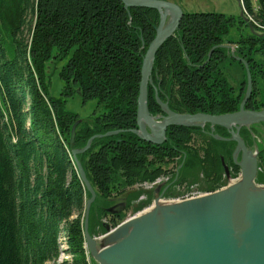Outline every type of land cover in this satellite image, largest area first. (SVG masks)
<instances>
[{"label":"trees","instance_id":"1","mask_svg":"<svg viewBox=\"0 0 264 264\" xmlns=\"http://www.w3.org/2000/svg\"><path fill=\"white\" fill-rule=\"evenodd\" d=\"M255 2L241 0L252 30L238 43L256 83L263 75L254 72L252 55L264 52V0ZM158 21L157 10L125 8L121 0H0V264H94L83 232L89 195L66 151L83 147L94 134L136 126L140 67ZM237 21L222 12H183L154 56L147 99L152 114L160 113L154 91L175 112L238 108L240 94L222 73L224 49L215 48L207 60L208 50ZM52 58L62 63L58 98L48 93ZM73 87L83 102H96L86 119L64 108ZM258 101L251 106H264L263 96ZM166 132L160 145L130 132L94 139L77 159L104 198L115 185L154 182L168 162L181 165L182 181L191 169L202 171L207 191L224 183L219 159L231 158V142L197 127L170 126ZM195 133L201 136L199 149L191 144ZM229 165L237 174L239 168ZM93 212L92 203L90 235ZM60 253L65 258L57 261Z\"/></svg>","mask_w":264,"mask_h":264},{"label":"water","instance_id":"2","mask_svg":"<svg viewBox=\"0 0 264 264\" xmlns=\"http://www.w3.org/2000/svg\"><path fill=\"white\" fill-rule=\"evenodd\" d=\"M121 1L125 8L146 7L159 13L155 35L145 50L140 68L136 128L129 131L147 142L160 144L166 129L174 125L202 127L207 123L212 130L214 126L229 129V138L213 137L235 142L233 157L240 154V160L235 164L239 167L241 180L239 186L233 188L237 189L234 198L214 195L201 200H181L180 206L159 212L157 203L161 200V193L155 197L153 210L148 216L142 217L141 221L134 220L133 228L115 235L126 224V220L121 222L105 234L102 241L100 238L104 235L95 238L88 231L89 209L95 199V191L76 155L89 149L94 138L115 135L122 130L93 135L83 149L71 151L80 179L90 194L83 218L85 246L89 255L97 264H264V195L253 196L250 190L257 174V151L253 155L239 135L241 127L264 122V108L258 111L244 109L251 87L247 63L241 59L246 70L248 91L238 111L222 115L180 114L156 97L160 114L152 115L147 107V87L152 80L154 55L174 33L183 12L177 4L164 0ZM74 129L75 124L71 140ZM248 166L250 168L247 169ZM99 243L104 245L99 248Z\"/></svg>","mask_w":264,"mask_h":264},{"label":"rangeland","instance_id":"3","mask_svg":"<svg viewBox=\"0 0 264 264\" xmlns=\"http://www.w3.org/2000/svg\"><path fill=\"white\" fill-rule=\"evenodd\" d=\"M164 1L177 4L182 9V12H197V11L218 12V13L222 12L226 15L236 16L237 18L240 19L239 22L238 21L235 22V25L229 28L228 33L223 36L222 42L215 46H212L207 52V60H209L215 48L220 47V49H224L225 53L222 56L223 61H220L222 73L230 81L229 84L233 88L234 93L240 94L241 99L238 104V108L234 111H229L225 113H217V114L201 112V111H197V112L189 113V114L203 113V114H208V115H222V114L233 113L239 110L240 104L242 103L248 91L246 70H245L244 64L241 61V59H243L247 63V68L250 73V81H251L250 94L248 96V99L244 103V109L253 110V111H258V110L263 109L264 106L257 109V108H253L251 105L256 102H259L258 100H260L261 96L264 97V52H261V53L254 52V54L252 55L257 61L254 72L257 73L258 71L260 75L261 74L263 75V77L260 80H257L255 83L254 79L251 78L252 76H251V72L249 69L250 64L247 62L246 57L245 58L243 57L242 50L240 48L241 46H239V43H238L241 35H247L248 33H251L250 31L252 30L251 29L252 17L243 10L244 9L243 7L240 8V6H242L241 0H164ZM252 3L255 4L256 3L255 0H252ZM254 32L257 33L256 31ZM56 60L57 58H52L50 61H48V66L46 69L48 93L53 98L60 97L62 93V89H63V81L61 80L59 76V70H60L62 63L59 61L57 62ZM151 84H152V80H151V83L148 85H151ZM148 90L149 88L147 87V99L149 95ZM154 94H155V99L156 97H158V99L161 102H166L160 99L156 91H154ZM249 101L250 103L248 107L247 104ZM95 105H96V102L95 100H92V99L83 102L78 93V89L76 87H73V92L71 96L66 98L64 108L68 112L75 113L79 119H86L93 113V110L95 109ZM136 106H137V99H136ZM147 107H148V104H147ZM102 111L103 110L101 109L98 111V113H102ZM149 113L152 114L150 111ZM176 113L186 114L185 112H182V113L176 112ZM157 114H160V113H156L152 115H157ZM174 126H181V125H174ZM196 127L200 129L201 131L203 129V126L202 127L195 126V128ZM217 127L226 129L221 126H217ZM135 128L136 126L131 129H135ZM131 129H111V130H107L106 132L114 131V130H122L119 133H124V132H130L129 130ZM243 130L245 131L247 147L252 152L257 151V155H256L257 174L255 177V184L259 185L262 183L261 185H264V122L250 124L249 126L243 127L242 131ZM227 131L228 132L226 135H223L222 133L219 134L218 132H215V131H210V132L211 134L216 135L217 137L229 138L230 134L228 133H230V130L227 129ZM106 132H103V133H106ZM103 133H97V134H103ZM119 133L115 135H118ZM166 133L167 132H165V138L163 142H161L160 144H163L165 142ZM132 134L135 135L137 138H139L136 134L134 133ZM110 136H114V135H110ZM105 137H108V136H105ZM240 137L244 141V137L242 135H240ZM100 138H104V137H96L94 139H100ZM139 139L144 142H147L141 138ZM200 139H201V136H199L198 134L195 133L193 135V140L191 142L193 148L199 149L202 146V142ZM93 140L91 141V143L93 142ZM217 140H221V139H217ZM69 141L72 142L71 134H70ZM222 141L232 143L229 145V148H231V155H230L231 158H225L223 156H220V159H219L220 165L225 171V176L224 177L221 176L222 179H224V183L221 184V186L217 187L215 190H212V191L206 190V187L208 186V184L206 183L207 180L205 181L203 179L204 176H203L202 171L200 172V170H197V168L191 169L190 171H188L186 173L188 174V176H186V179L185 180L183 179L182 181L181 172H180L181 165H177V162H168L162 165L161 171L163 172V174L159 176L154 182L145 181L142 183H136L135 185H129V186L123 185V187H121L120 185H115L113 188H111L110 193H109L110 195L107 196L106 198L103 197V195L101 194L99 190L92 187L93 190L95 191V199L93 201L94 212L91 214L90 218H91V222L93 224V229L95 233L91 236L95 238L103 236L107 234L108 232H110L111 230H113L121 222L125 220L127 221L128 219L132 218L133 215H135L136 213L143 212L147 209L153 208L154 207L153 201L155 197L161 194L158 192L162 190V186L166 184L167 182L169 185H167L165 189L166 192L164 189L162 190L164 191V193L161 196V200H164V201L188 199L198 194L211 193L213 191H217L221 188L226 187L227 185L231 184L232 181H236L240 175V170H238L237 174L233 175V171L229 165V161L233 162V164L236 167H238L235 164V161L238 162L240 160V154H237L235 158L233 157V152L236 147L235 142L229 141V140H222ZM91 143H90V146H91ZM147 143H150V142H147ZM150 144H153V143H150ZM160 144H153V145H160ZM83 147H80V148L72 147V149L81 150L83 149ZM72 149L69 150L67 148L66 152H67V156L70 157V164L72 168L75 169L78 173L77 165L71 153ZM200 154H201V151H200ZM179 172H180V179H178ZM78 176H79V173H78ZM79 179H80V176H79ZM160 180L163 183L156 184ZM210 180L212 181V179ZM80 181H81V184L83 185L84 190H86L85 185L81 179ZM86 192L88 193L89 196L85 199V203L90 198L89 192L87 190ZM103 245H104L103 243H99L98 247L100 248ZM63 258H65L64 253H60L57 258V261H61L63 260ZM93 263L97 264L94 260H93ZM47 264H50V263H47Z\"/></svg>","mask_w":264,"mask_h":264},{"label":"bare ground","instance_id":"4","mask_svg":"<svg viewBox=\"0 0 264 264\" xmlns=\"http://www.w3.org/2000/svg\"><path fill=\"white\" fill-rule=\"evenodd\" d=\"M253 155H254V152H253ZM248 168H250V166H248L247 169ZM240 180H241V177L239 175V177L237 178L236 181H232L231 184L227 185L224 188H221V189H219L217 191H213L211 193L198 194V195H196V196H194L192 198L182 199V200L183 201H191V200H195V199H200L201 200V199H204V197H206V196L211 197V196H214V195H215V197L223 196V197L229 198V199L234 198L235 195H236L237 189H233V188H237L239 186ZM250 190H251V193H252L253 196L260 197V196L264 195V185H261V184L256 185L255 184V179L252 182V186H251ZM181 204H182L181 200H170V201L160 200L157 203V211H159V212L160 211H165L166 209L172 208L174 206L175 207L176 206H180ZM152 210H153V208L147 209V210H145V211H143L141 213H137L136 217L128 219L125 222L126 224L124 226H122L121 229L115 235H117L122 230L128 231L129 229L133 228L134 220H139L140 219V221H141L142 220L141 218L142 217L144 218L145 216H148L152 212ZM105 236L106 235L101 237L100 240L103 241L105 239Z\"/></svg>","mask_w":264,"mask_h":264},{"label":"flooded vegetation","instance_id":"5","mask_svg":"<svg viewBox=\"0 0 264 264\" xmlns=\"http://www.w3.org/2000/svg\"><path fill=\"white\" fill-rule=\"evenodd\" d=\"M242 128H243V127L240 128V130H239V134L242 135V136L244 137V135H245V131H244V130L242 131ZM210 131H215V132H218L219 134L222 133L223 135H226L227 132H228L227 129L219 128V127H217V126H214V128H213V130H212V129H211V126H210L209 124H204V125H203V129H202V132H204L206 135L208 134L210 137L213 138V134H211ZM240 131H241V132H240ZM228 134H229V133H228ZM243 134H244V135H243ZM246 142H247V141H245V139H244V143H245V145H246ZM246 146H247V145H246ZM158 183L160 184V183H163V182H161V180H160V181H158L156 184H158ZM167 185H169L168 182L162 186V190H163V189L165 190L166 187H167ZM162 190H160L158 193H164V191H162ZM165 192H166V190H165Z\"/></svg>","mask_w":264,"mask_h":264}]
</instances>
